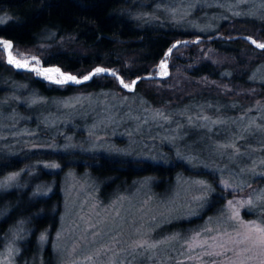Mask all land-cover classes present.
I'll return each mask as SVG.
<instances>
[{
    "label": "rangeland",
    "instance_id": "1",
    "mask_svg": "<svg viewBox=\"0 0 264 264\" xmlns=\"http://www.w3.org/2000/svg\"><path fill=\"white\" fill-rule=\"evenodd\" d=\"M204 4L217 5L222 8L221 13L258 12L264 8V0H162L163 12L158 11L180 24L195 23L189 13L195 6ZM205 23L212 27L213 20L209 18ZM203 26L201 22L197 24L199 29ZM0 47L4 49L2 44ZM14 56L27 64H40L41 60L33 49H22L20 55ZM161 65L162 61L156 73L161 74L159 77L169 72L167 64V70ZM28 71L49 82L65 83L60 76L49 78L38 69ZM261 72L264 74V67ZM47 104L44 115L48 120L41 118L40 126L37 120L23 124L15 115H0V147L96 148L121 153L135 150L139 156L164 163L171 162L168 156L172 153L188 165L212 170L224 196L216 211L193 227L155 237L154 231L162 223L197 216L212 185L202 177L175 171L171 181L155 179L159 193L152 190L153 179L146 176L127 192L102 200L101 182L87 169L67 167L58 176L49 171L57 169L58 163L43 161L44 170L30 168L0 176V192L14 190L15 198L7 200L18 207H25L32 198L48 193L59 177L62 209L49 261L56 264H264L261 243L264 232L258 231L264 229V182L258 184L253 180L264 176L261 152L264 101L254 100L237 113L224 116L207 112L201 104L170 111L110 88L95 93L77 91ZM75 107H81L77 116L81 122L85 121L84 133L77 139L62 127L71 120ZM86 117L89 119L83 120ZM4 137L10 140H3ZM109 191L106 189L107 194ZM19 227L14 226L0 238V264H16ZM36 236L41 248L46 235ZM25 245L28 248V242ZM37 257L29 258V264H34Z\"/></svg>",
    "mask_w": 264,
    "mask_h": 264
},
{
    "label": "trees",
    "instance_id": "2",
    "mask_svg": "<svg viewBox=\"0 0 264 264\" xmlns=\"http://www.w3.org/2000/svg\"><path fill=\"white\" fill-rule=\"evenodd\" d=\"M161 2L0 0V38L12 41L14 55H20L22 49H33L41 59L40 64L53 63L77 76L96 66H106L126 83L139 77L132 90L124 89L115 76L105 73H95L91 79L78 84H57L32 71L15 69L5 61L0 47V115L17 116L23 124L37 120L40 126L41 118L48 120L44 114L50 100L77 91L95 93L110 88L170 111L201 104L207 112L224 116L237 113L254 100L264 101V74L261 72L264 48L256 47L244 36L264 42V8L258 12L221 13L222 8L217 5L204 4L195 6L189 13L195 23L180 24L159 13L158 9L163 12ZM207 17L213 20L212 27L205 23ZM200 22L204 26L199 29ZM163 60H167L168 74L153 76ZM81 107L72 108L71 120L63 121L62 125L75 139L84 133L85 121L81 122L77 116ZM3 140L10 139L4 137ZM261 148L264 155V143ZM168 157L170 163L139 156L135 150L128 153L96 148L26 150L9 145L0 147V176L30 168L44 170L42 162L53 161L59 167L49 171L58 176L67 167L78 171L87 169L101 182L99 196L102 200L127 192L138 179L146 176L153 179L152 190L156 193L159 192L155 179L171 181L175 171L208 181L211 190L199 214L162 223L154 231L155 237H159L193 227L201 218L215 212L224 198L212 170L188 165L172 153ZM58 178L48 193L32 198L25 207L7 200L15 198L14 190L0 192V238L14 226L21 227L14 256L16 264H29L33 256H38L34 264H56L49 261V257L53 255L51 242L62 209ZM253 180L260 184L264 176ZM106 189L110 190L108 194ZM40 233L46 235L41 248L35 238ZM27 242L28 248L25 247Z\"/></svg>",
    "mask_w": 264,
    "mask_h": 264
},
{
    "label": "water",
    "instance_id": "3",
    "mask_svg": "<svg viewBox=\"0 0 264 264\" xmlns=\"http://www.w3.org/2000/svg\"><path fill=\"white\" fill-rule=\"evenodd\" d=\"M244 36H245V38H247V39H248L253 45H255L256 47H257L258 44H264V42H258V41H256V40H255L252 36H250V35H244ZM1 39L4 40V41H8V42H10V43L12 44V41H11L10 39L0 38V40H1ZM253 41H255V43H253ZM177 42H178V41L174 42V45H175ZM258 48H259V47H258ZM3 51H4V54H5V61H6L8 64H10L12 67H14L15 69H21V70H34V69H37V68L54 67V68L59 69V70H60L59 72H61L62 74L66 75V76H73V77H76V80L80 81L79 83H81V82L86 81V80L84 79L85 76H88L89 79H91V77L95 74V69L99 67V68H103V69L106 70L105 72H102V73L110 74V75H113V73H115V75H113V76H115V78L117 79L118 83H119L121 86H123V84L121 83V81H123L124 84H128V83H126V82L122 79V77H121L118 73H116L115 71H113L110 67H106V66H96V67L92 68L91 70H89L87 73H85V74L82 75V76H77V75L74 74V73H71V72H69V71H65V70L61 69L60 66L55 65V64L41 65V64H37V63H29V67H28V68H25V67H17L16 64H14V63H9V54L13 55L12 52H11V50H10V49H3ZM13 56H14V55H13ZM14 57H15V56H14ZM20 60H21V59H20ZM162 64L164 65L165 70H167V66H166V64H167V60H163V61H162ZM153 76H155V77H159V76H161V74H154ZM138 78H139V77H135V78L132 80V82H133V81L136 82V81L138 80ZM89 79H87V80H89ZM65 82L72 83V84H78L77 82L72 81V80H65ZM132 82L129 83V85H131V87H130V88H127V89H133V88H134V85H133ZM123 87H124V86H123ZM124 88H125V87H124Z\"/></svg>",
    "mask_w": 264,
    "mask_h": 264
},
{
    "label": "snow or ice",
    "instance_id": "4",
    "mask_svg": "<svg viewBox=\"0 0 264 264\" xmlns=\"http://www.w3.org/2000/svg\"><path fill=\"white\" fill-rule=\"evenodd\" d=\"M253 43H255V41H253ZM0 44H2L5 49H11L12 48V44L10 42H8V41H0ZM257 47L264 48V44H258ZM9 63H15L17 67H27L26 64L22 65V64L19 63V61L14 60L11 57V54H9ZM161 67H164V65L162 64ZM59 71L60 70L59 69H56V68L44 69V72L45 73H58ZM105 71H106L105 69L99 68V67L95 69V73H97V74L98 73L105 72ZM113 75H115V73H113ZM66 79L67 80L75 81L77 83L80 82V81L76 80V77H73V76H68ZM84 79L87 80V79H89V77L88 76H85ZM57 82L59 83L61 81H57ZM121 83L123 84V86L125 88H130L131 87V85H129V84H124L123 81H121ZM132 83L134 85L136 82L133 81ZM258 231L264 232V229H259ZM261 243L264 244V240H262Z\"/></svg>",
    "mask_w": 264,
    "mask_h": 264
},
{
    "label": "bare ground",
    "instance_id": "5",
    "mask_svg": "<svg viewBox=\"0 0 264 264\" xmlns=\"http://www.w3.org/2000/svg\"><path fill=\"white\" fill-rule=\"evenodd\" d=\"M0 41H4V40L1 39ZM4 49H5V48H4ZM11 57H12L14 60H16V61H19V63L22 64V65L26 64L27 67H25V68H28V67H29V64H27L26 61L19 60V59L15 58L13 55H11ZM14 64H15V63H14ZM51 68H54V67L37 68V69L40 70V72H41L43 75H46V76L49 77V78H55L56 76H60V79H63V81L67 80L66 78H67L68 76L62 74L61 72H58V73H45V72H44V69H51ZM56 69H57V68H56Z\"/></svg>",
    "mask_w": 264,
    "mask_h": 264
}]
</instances>
